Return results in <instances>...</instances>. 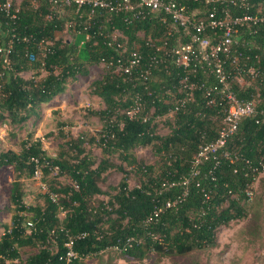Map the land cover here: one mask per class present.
<instances>
[{
    "label": "trees",
    "instance_id": "1",
    "mask_svg": "<svg viewBox=\"0 0 264 264\" xmlns=\"http://www.w3.org/2000/svg\"><path fill=\"white\" fill-rule=\"evenodd\" d=\"M33 1L35 4L30 0L21 2L15 20L0 10V47L8 48L6 54L0 51L2 123L7 121L11 125L24 126L39 114L43 104L64 94L69 81L87 76L89 67L101 65L102 59L126 58L130 50L137 48L142 60L131 74H116L112 68L102 66L100 75L91 82L92 93L105 103L104 108L92 110L91 114L103 121L98 142L108 155L95 166L85 153L83 138L79 137L69 142L76 148L75 161L47 155L40 139L24 141L19 152L0 150V167L13 166L17 173L9 194L14 212L10 224H2L0 264H5L6 260L20 261L21 249L26 247L36 248L28 254L24 264H58L64 240L60 227L69 232H89L76 243V248L84 254L118 245L120 249L116 250L124 258L142 259L151 250L183 256L214 247L217 228L246 215V191L253 181L243 157L254 163L264 162V20L256 28H241L239 43L234 45V49L242 53L239 62L246 61L261 72L246 85L232 80V89L239 98L252 99L259 94L258 113L243 117L222 148L237 152L241 157L220 156L216 166L211 159L204 160L199 166L200 173L194 176L191 175L193 156L202 143L216 139L226 105L217 101L206 103L205 86L215 81L206 73L190 75V81L198 80L205 86L194 87L192 98L181 104L187 90L180 86L184 71L172 58L156 49L164 38L172 44L173 38L167 35L170 20L162 22L147 17L129 22L124 19L128 15L126 12L110 13L102 9L89 17L87 6L79 11L81 16L73 12V6L65 7L70 10L66 17L54 11L50 0ZM249 2L252 13L264 15V0ZM196 6L204 9L202 4L190 3V8ZM231 12L235 15L242 10L232 9ZM69 20L81 24L69 28L71 39L58 38L56 32L63 31ZM114 28L122 33L121 47L108 44ZM87 31L90 36L85 39ZM220 34L218 29L206 28L203 36L213 43ZM46 41L50 43L45 45ZM4 55L8 58V65L4 62ZM154 55L157 62L152 61ZM243 55L249 58L246 60ZM224 66L232 75L235 73L230 58L226 59ZM41 69L47 73L36 78ZM27 70H33L30 78L23 76ZM146 70L150 73L144 77ZM136 99L141 101L142 107L135 117L130 118L126 110ZM172 110L175 118L170 132L158 134L154 118ZM152 143L162 159L157 175L153 165L138 162L132 151L137 146ZM115 151L142 178L135 186H129L127 178L122 176L112 200L92 205L91 198L102 193L99 186L102 173L109 168L124 170L121 164H114L108 158ZM32 156L39 158L44 176L49 174L48 166L58 165L60 170L71 175L79 188L70 184L56 187L48 183L49 188L58 193V204L43 193L44 206H26L22 181L33 175ZM209 169H212L213 178L207 174ZM185 178H188L186 195L174 205L165 206L167 201L181 195ZM60 205L65 210L62 218L58 216ZM154 210H158L157 214L144 225L143 219ZM28 212L32 213L34 224L29 232L24 216ZM154 234L157 237L153 239ZM128 236L141 240H134L131 246L121 249ZM51 241L54 242L53 249L50 248Z\"/></svg>",
    "mask_w": 264,
    "mask_h": 264
},
{
    "label": "built area",
    "instance_id": "2",
    "mask_svg": "<svg viewBox=\"0 0 264 264\" xmlns=\"http://www.w3.org/2000/svg\"><path fill=\"white\" fill-rule=\"evenodd\" d=\"M50 2L53 4L52 8H55L54 11H57L58 7L73 6V12L78 16H81L79 12L81 8L87 6L89 17L95 15L96 10L102 9L110 13L126 12L128 15L124 19L129 22L147 17H154L162 22L170 20V29H168L167 35L173 38L172 44H169V41L164 38L161 43L156 45V49L160 50L165 57L172 58L174 63L184 71L180 79V86L187 90L185 92L186 96L180 101L181 104L186 99L192 98L193 92L191 90L194 87L205 86L204 82H199L198 80L190 81V75L195 76L198 73H206L215 79L214 82L205 86L206 103L214 104L217 101L226 105L216 139L202 143L193 156L191 175L195 176L200 173L199 166L204 160L211 159L214 161L213 166H216L220 161V156L230 157L232 155L236 159L241 157L237 152L222 148L225 146L228 137L237 130L243 117L258 113L255 96L252 99L239 98L232 89V80L237 75L249 76L253 79L261 74L258 68L247 64L246 61L240 63L239 56L241 57L242 53L234 49V45L239 43L241 28H256L264 20V15L250 11L251 3L249 0H50ZM190 3L202 4L201 7L204 9H200L198 6L190 8ZM19 9L20 6L15 0H0V10L11 20L17 18ZM232 9L242 10V12L233 15ZM76 23V20H69L65 27L66 29L73 28ZM77 24L80 25L81 22ZM206 28L221 31L215 42L211 43L209 38L203 36ZM77 31L80 32L81 30L78 29ZM89 36L88 31L84 33L85 39H88ZM109 36L111 40L108 44H115L116 47L122 46L119 41L122 33L117 28L112 29ZM183 37H186V39L183 40ZM24 39L26 40L27 37H24ZM49 43L50 41H46L45 45ZM6 50H8L7 47H0V51L5 52L4 54H6ZM227 58H230L231 64L234 65L235 73L233 75L224 66ZM243 58L247 60L249 56L243 55ZM141 60V52L134 48L128 52L126 58L118 56L115 59H102L101 66L112 68L116 74H131L132 70L139 66ZM152 61H158L156 55L152 57ZM4 62L8 65L9 61L6 55H4ZM149 73L150 70H146L143 74L144 77H147ZM256 95L259 96V94ZM141 107V101L136 99L135 103L126 110V114L130 118L135 117L140 112ZM169 112H173V110ZM144 119H146V116H144ZM30 160L34 164L31 179L36 180L40 190L51 201L58 204V193L51 190L48 183L44 180L39 158L32 156ZM243 160L249 169L252 181L257 180L264 171V162L259 160L254 163L247 158L244 159V157ZM45 164H48V162L46 161ZM48 169V175L56 176L60 172L58 165L48 166ZM207 174L213 178L212 169H209ZM187 183L188 178L182 180L183 192L174 200L167 201L165 206L169 207L183 199L187 193ZM69 184L75 189L79 188V184L75 180H71ZM164 185L165 183H162V186ZM246 195L251 198L252 191L250 188L247 189ZM60 211L65 214V210L61 205ZM157 212L158 210H154L153 214L145 217L143 224L146 225L152 219V215H156ZM26 227L29 232L34 227L33 222L27 220ZM60 230L64 232V240L62 242L63 250L58 255V264H79L88 254L80 252L76 248V243L85 238L89 232L85 230L69 232L62 227H60ZM156 237L154 234L153 239ZM134 240L140 241L141 239L128 236L125 238L121 249L131 246ZM109 248L120 249L118 245L109 246Z\"/></svg>",
    "mask_w": 264,
    "mask_h": 264
},
{
    "label": "rangeland",
    "instance_id": "3",
    "mask_svg": "<svg viewBox=\"0 0 264 264\" xmlns=\"http://www.w3.org/2000/svg\"><path fill=\"white\" fill-rule=\"evenodd\" d=\"M22 1L15 0L19 6ZM30 1L31 4H35L33 0ZM56 12L58 15L67 17L70 10L58 7ZM71 33L72 31L65 27L63 31L56 32V35L58 38L67 39L71 38ZM139 35H142V32H139ZM102 68L101 65L90 66L87 76H79L69 81L66 92L43 104L39 114L28 120L24 126L19 127L11 125L7 121L4 123L0 121V150L11 149L19 152L24 141L40 139L41 146L47 155L75 161L76 148L69 142L79 137L83 138L82 146L85 147V153L94 161V166L102 158L107 157L108 155L104 154L98 142L103 121L97 115L91 114L92 110H100L105 107L102 99L94 95L91 90V82L100 75ZM32 72L33 70L24 71L23 76L30 78ZM37 73L36 78H40L47 71L41 69ZM234 81L239 85H246L252 79L237 75ZM257 100H259V96L255 95V102ZM174 118L173 112L156 116L153 122L156 123L157 133L168 134L174 124ZM132 151L138 162L154 166L155 175L160 172L162 159L161 155L155 152L153 143L147 146H137ZM108 158L114 164H121L124 170L109 168L102 173L99 180L102 193L95 194L91 198L92 205L99 202L104 204L112 200L122 176L127 178L129 186H135L142 178L134 170V167L127 165L119 158L118 152H113ZM16 175L13 166L0 167V236L4 231L2 224H10L14 212V205L10 203L9 194ZM43 178L49 185L52 183L56 187L69 185L72 180L66 170H60L56 176L46 174ZM22 182L25 205L44 206L45 196L36 180L24 178ZM250 189L252 196L244 202L246 215L218 227L214 247L195 250L183 256L159 254L151 250L142 259H126L116 249L108 247L98 252L89 253L79 264H264V171L257 180L252 182ZM63 214L60 211L59 218H62ZM24 216L25 221L31 220L32 213L28 212ZM38 245L42 246L40 243ZM35 248H22L20 261L6 260L5 264H24L25 258ZM50 248H55L52 241Z\"/></svg>",
    "mask_w": 264,
    "mask_h": 264
},
{
    "label": "crops",
    "instance_id": "4",
    "mask_svg": "<svg viewBox=\"0 0 264 264\" xmlns=\"http://www.w3.org/2000/svg\"><path fill=\"white\" fill-rule=\"evenodd\" d=\"M69 39H71V38H67V40H69Z\"/></svg>",
    "mask_w": 264,
    "mask_h": 264
}]
</instances>
